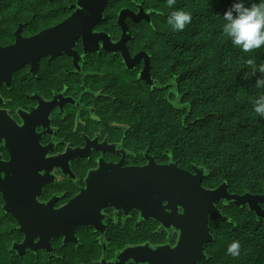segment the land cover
I'll list each match as a JSON object with an SVG mask.
<instances>
[{"label":"flooded vegetation","instance_id":"obj_1","mask_svg":"<svg viewBox=\"0 0 264 264\" xmlns=\"http://www.w3.org/2000/svg\"><path fill=\"white\" fill-rule=\"evenodd\" d=\"M77 1L61 5L69 13L53 26L73 13ZM140 8L125 9L139 14ZM120 12L115 22L121 36ZM143 14L150 16L145 10ZM143 21L150 20L127 18L126 24L131 32L130 23ZM23 26L18 23L10 42L4 41L0 28V46H11L19 27L24 37L40 32L27 35ZM95 32L105 31L96 27ZM120 36L111 40L116 43ZM132 38L126 43L128 52L132 58L140 52L148 55L152 84L140 79L145 59L131 70L120 52L101 49L84 54L81 40L73 47L76 58L47 56L35 66L15 70L11 79L1 75L0 238L5 264H173L177 259L173 250L181 242V202H163V213L155 217L147 209L113 205L104 189L89 185L90 175L102 167L120 162L124 168L142 167L148 163L146 154L152 156L147 149L139 157L134 140L126 144L128 125L101 115L105 107L119 104L114 93L120 90L117 83L134 80L163 89L151 74L150 55L134 51ZM101 57L117 63L115 75L100 67ZM86 190L82 201L78 197ZM221 205L232 207L217 202L222 215ZM261 208L264 211V203ZM212 219L209 216L210 232ZM259 221L264 224V219ZM206 246L205 260L197 264L208 260Z\"/></svg>","mask_w":264,"mask_h":264},{"label":"trees","instance_id":"obj_2","mask_svg":"<svg viewBox=\"0 0 264 264\" xmlns=\"http://www.w3.org/2000/svg\"><path fill=\"white\" fill-rule=\"evenodd\" d=\"M68 1L0 0L4 41H11L18 23L24 24L27 35L57 24L69 13L61 6ZM232 2L109 0L97 29L111 38L120 36L115 22L120 10L140 6L149 13L150 21L130 23L131 47L148 52L151 74L163 89L134 80L117 83L120 90L114 93L119 104L105 107L101 115L128 125L124 141L136 142L139 157L149 149L157 163L172 157L184 170L207 172L203 180L207 188L226 183L230 194L264 195V117L252 110L251 103L264 95V87L255 86V77L242 79L250 71L246 60L264 62V46L247 53L232 46L222 31L223 12ZM256 2L247 0L249 5ZM177 9L192 14L182 32L167 23L170 12ZM102 61L100 67L115 75L117 63L106 57ZM223 213L227 222L212 219L213 240L206 246L205 264H264V224L247 207H225ZM233 240L241 245L236 257L226 254ZM5 260L0 238V264Z\"/></svg>","mask_w":264,"mask_h":264},{"label":"water","instance_id":"obj_3","mask_svg":"<svg viewBox=\"0 0 264 264\" xmlns=\"http://www.w3.org/2000/svg\"><path fill=\"white\" fill-rule=\"evenodd\" d=\"M109 0H78L73 13L56 26L44 29L32 37H24L19 27L14 36L15 42L8 47L0 46V78L9 74L11 79L15 70L24 65L35 66L43 57H57L61 54L76 56L73 47L82 41L83 52H106L122 54L128 69H134L137 62L145 59L140 79L152 84L149 57L140 52L131 57L126 43L131 40V32L126 19L148 18L123 9L118 15L121 29L120 39L114 43L106 32H95V28L104 19ZM76 58V57H75ZM147 155L148 163L142 167H122V162L113 167H102L89 177L93 190H105L113 199V205L123 204L132 208H143L156 213H163V202H181V244L173 250L177 259L173 264H197L205 260V246L213 238L209 227V216L220 222L228 219L218 210L216 203L222 201L229 206L244 207L255 213L258 220L264 219L261 204L264 196L245 193L230 194L226 183L214 190L206 189L202 182L208 173L194 169V173L179 168L172 157L167 164H158L152 156ZM89 190V188H88ZM88 190L78 198L85 200ZM92 196V192H89ZM181 247V248H180Z\"/></svg>","mask_w":264,"mask_h":264},{"label":"clouds","instance_id":"obj_4","mask_svg":"<svg viewBox=\"0 0 264 264\" xmlns=\"http://www.w3.org/2000/svg\"><path fill=\"white\" fill-rule=\"evenodd\" d=\"M169 3L171 4V0ZM222 19V31L233 47L247 53L264 46V0L250 5L247 0H233L231 6L223 12ZM191 22L192 14L182 9L171 11L167 17V23L172 26L173 31L182 32ZM245 63L250 67V71L245 72L242 79L255 77V86L264 87V62L257 65L254 60L248 59ZM257 73L260 75L257 76ZM251 103L252 110L264 117V95L255 98ZM240 248V242L233 240L228 245L226 254L236 257L240 254Z\"/></svg>","mask_w":264,"mask_h":264}]
</instances>
